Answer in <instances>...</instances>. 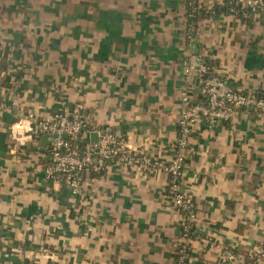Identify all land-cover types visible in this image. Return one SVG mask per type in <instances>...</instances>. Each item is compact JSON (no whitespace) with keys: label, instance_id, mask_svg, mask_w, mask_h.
<instances>
[{"label":"crops","instance_id":"obj_1","mask_svg":"<svg viewBox=\"0 0 264 264\" xmlns=\"http://www.w3.org/2000/svg\"><path fill=\"white\" fill-rule=\"evenodd\" d=\"M263 20L200 16L190 40L186 0H0V264H174L183 229L163 165L114 157L75 192L45 176L50 139L12 126L67 105L90 122L80 142L112 132L166 164L184 91L200 97L192 59L264 95ZM181 152L180 189L196 208L190 264H264V112L201 117Z\"/></svg>","mask_w":264,"mask_h":264},{"label":"built area","instance_id":"obj_2","mask_svg":"<svg viewBox=\"0 0 264 264\" xmlns=\"http://www.w3.org/2000/svg\"><path fill=\"white\" fill-rule=\"evenodd\" d=\"M234 2L249 8L254 17L264 18V0H234ZM186 3L188 16H194L202 5L199 0H186ZM211 7L207 6L208 9ZM231 8L234 13L239 12L235 6ZM243 13L248 14L246 10H243ZM195 25L194 21L188 22L190 40L195 34ZM186 72L188 77L196 79L200 95L203 94L206 99L194 102L189 91H184L178 120L180 135L177 150L171 161L166 164L148 154L139 155L130 152L123 137L108 131L101 132L97 140L88 139L81 142V147L75 145L73 141L79 140L90 122L79 108L70 109L67 105L52 114L37 119L34 127L32 121L26 125L22 119L12 126L16 138L32 137L34 129H39L48 135L49 155L44 163L45 176L51 180L60 175L63 176L67 185L75 192L80 191L81 183L87 173L103 172L114 157L122 161L132 160L153 167L163 165L169 177L167 191L173 198L182 221L183 239L176 245L178 253L176 264H186L188 258L191 257L190 238L196 231V208L180 189L184 169V154L181 149L188 145L192 127L201 117H205L211 123L229 120L240 107H255L264 112V95L234 89L222 76L212 72L210 64L203 58L197 61L192 59L186 67ZM33 117L31 114L28 119H33ZM63 134H67V137Z\"/></svg>","mask_w":264,"mask_h":264},{"label":"trees","instance_id":"obj_3","mask_svg":"<svg viewBox=\"0 0 264 264\" xmlns=\"http://www.w3.org/2000/svg\"><path fill=\"white\" fill-rule=\"evenodd\" d=\"M234 6H235V8L239 9V12H236V13L245 22H247L248 24H251L254 21L253 13L249 10V8L243 7L242 4H235L234 0H226L224 3L212 5L211 9H208V8L205 9L204 6L201 5V7L198 9L197 13L194 16H188L187 15L188 22L194 21V23L197 24V20L200 16L210 15L211 13H222V12L234 13V11L231 10L232 9L231 7H234ZM243 10H246L248 12V14H244ZM210 69L213 72V68L211 65H210ZM241 91L247 92L245 90H241ZM205 99H206V97L203 94H201L199 97V100L204 101ZM68 138L70 139V136ZM73 143L79 147L82 146V143L78 139L74 140ZM192 237H193V235H192ZM190 255H191V248H190ZM190 258H188L186 264H190ZM177 261H178V253L175 252V263L174 264H176ZM45 264H51V261H48Z\"/></svg>","mask_w":264,"mask_h":264},{"label":"water","instance_id":"obj_4","mask_svg":"<svg viewBox=\"0 0 264 264\" xmlns=\"http://www.w3.org/2000/svg\"><path fill=\"white\" fill-rule=\"evenodd\" d=\"M96 133L97 132H95V135H96ZM55 136L57 135V134H54ZM65 137H67V134H63ZM94 140H97L98 139V137H95V138H93ZM42 140L44 141V143H46L47 142V140H48V135L47 134H44L43 136H42Z\"/></svg>","mask_w":264,"mask_h":264}]
</instances>
